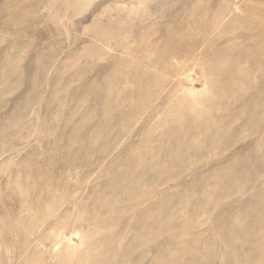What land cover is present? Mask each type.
I'll return each mask as SVG.
<instances>
[{
    "label": "rangeland",
    "instance_id": "1",
    "mask_svg": "<svg viewBox=\"0 0 264 264\" xmlns=\"http://www.w3.org/2000/svg\"><path fill=\"white\" fill-rule=\"evenodd\" d=\"M0 264H264V0H0Z\"/></svg>",
    "mask_w": 264,
    "mask_h": 264
},
{
    "label": "bare ground",
    "instance_id": "2",
    "mask_svg": "<svg viewBox=\"0 0 264 264\" xmlns=\"http://www.w3.org/2000/svg\"><path fill=\"white\" fill-rule=\"evenodd\" d=\"M8 10V9H7ZM258 55V54H257ZM263 58V57H262ZM227 115V114H226ZM87 208V207H86ZM126 212V211H125ZM48 217V216H47ZM94 238V237H93ZM90 247V246H89Z\"/></svg>",
    "mask_w": 264,
    "mask_h": 264
}]
</instances>
